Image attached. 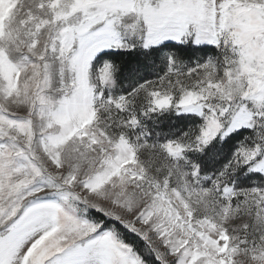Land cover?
Listing matches in <instances>:
<instances>
[{"label": "snow or ice", "instance_id": "obj_1", "mask_svg": "<svg viewBox=\"0 0 264 264\" xmlns=\"http://www.w3.org/2000/svg\"><path fill=\"white\" fill-rule=\"evenodd\" d=\"M0 264H264V0H0Z\"/></svg>", "mask_w": 264, "mask_h": 264}, {"label": "trees", "instance_id": "obj_2", "mask_svg": "<svg viewBox=\"0 0 264 264\" xmlns=\"http://www.w3.org/2000/svg\"><path fill=\"white\" fill-rule=\"evenodd\" d=\"M124 59H128L127 57H125Z\"/></svg>", "mask_w": 264, "mask_h": 264}]
</instances>
